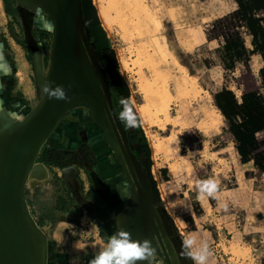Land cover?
I'll return each mask as SVG.
<instances>
[{
  "label": "rangeland",
  "instance_id": "rangeland-1",
  "mask_svg": "<svg viewBox=\"0 0 264 264\" xmlns=\"http://www.w3.org/2000/svg\"><path fill=\"white\" fill-rule=\"evenodd\" d=\"M0 1V114L9 117V113H15L16 116L21 117L20 120H22L34 108L39 98L42 96V90L38 85L39 74L36 63V53H38L40 61L39 71L45 80L52 42L53 21L49 12L35 0H30L32 1V6H27L19 0H7V3L14 10L13 14L6 13L3 0ZM91 2L94 5L93 0H91ZM154 2L158 6L157 8L160 14V40L162 44L165 45L166 49L167 47L170 49L172 47L174 48L177 42L179 43V41H177L179 38L174 36L175 33L171 30L170 21L165 19L164 9L162 8L163 5H161L160 0H154ZM99 22L103 28L106 43L114 52L118 72L128 87L129 99L137 103L141 102L142 98L140 94L136 92L132 83L136 68H134L133 71L123 69L118 61L117 52L122 50L126 52V58L133 59L134 57L124 50L125 47L117 36L112 32H107L100 20ZM238 23L239 22L234 16H229L215 20L208 25L199 24L194 26L192 31L196 33L197 31H201V33L207 32L209 36H216L221 39H223L221 35L226 37L227 34H234V32L238 31L243 40L245 39V43L250 45L247 48L251 49L252 46L249 43V37L251 40V36L245 28L239 27ZM175 27V29H181V26ZM188 35L191 39L189 48L191 49L194 38L190 33ZM247 35L249 37H246ZM84 37L85 45L96 53L92 43L93 38L86 28H84ZM17 41H22L24 46L20 45ZM208 51L206 45H200L195 55L184 57V61L189 62L190 59L192 62L193 57H199L205 59L204 62L207 65L218 62L224 67V64L229 63L230 59L228 55H226V57L224 56V59L223 52ZM258 66L259 62L257 58L253 57L251 62L250 56L248 62H235L231 69L224 67L225 71H219V78L224 86L235 94L238 100H240L242 92L247 90H258L264 94V86L259 76V69L262 66V61L260 66ZM170 85L171 84H169V86ZM170 89L174 92L173 86H170ZM205 92L207 93L205 98L208 97L210 105L211 95L208 91L205 90ZM193 102H198L199 105L203 103L197 99L195 101L193 100L191 103ZM210 108L214 109L211 105ZM170 113H172L171 109ZM217 114L221 119V114L218 112ZM12 118L15 119L14 117ZM178 120L180 122L176 123L177 125H168L164 130L165 132L159 130L157 127H150L140 120L138 127L134 129L127 128V136L131 148H135L134 146L138 143H147L150 148L151 173L154 172L156 175L157 170L166 164L171 157L173 163L169 166L172 171L177 169V166L182 163L184 164V170L188 172L190 166L187 159L190 160L192 171H190L186 179L187 183H182L181 186L171 188L172 190H170L169 193L172 200L171 203L167 198H164L166 204L160 199L162 205H156V207L159 210L163 208L173 224V227L170 226L171 234L169 238L172 240L173 244L178 245V251L176 256L175 250L171 247V244L168 243L170 247L169 250L171 249V253L169 252L171 254V260L176 261V256L178 264H193V262L185 256L181 247L183 235L186 234L190 228H195V226L193 225L192 227L190 223L188 225L189 214L187 212H189L188 210H193V213H195L198 218V222L202 224V222H208L209 219L206 215V213L209 214L207 198L212 205H216L213 198H211L212 196L204 195L203 198H201L200 191L196 186L197 182L212 179L217 183L216 190L218 191H220L222 187L232 184L235 179V169L233 168L236 165V155L234 154L235 144H233L234 141L232 142L231 135L223 131L219 135H211L202 138L195 129H189L183 132V136L186 141L190 142L189 145H194V147L188 150L185 147H180V152L185 155V157H182L181 161L173 160L174 154L169 157L170 144L178 140L179 132L189 124V122L182 117H179ZM179 124L185 125L182 126ZM221 125L222 119L220 120V126ZM89 126L93 131L95 128L99 144L107 148L108 155L106 156V161H114L121 166L119 162L114 160L113 151L105 142L103 131L90 120L89 112L84 108H75L69 110L63 116L56 127V133H54L55 139L51 142L50 138L42 144L38 149L36 159L30 163V166L33 162L36 164L40 163L46 172L45 179H35L32 176H27L26 173V176H24L26 181L24 183L23 192L28 212L36 225L46 234L48 240L47 254L49 258L46 264H69L70 260L74 257L77 258L78 264H90L92 258L89 259L87 256L89 254L90 256H94V247L88 250L86 247L79 249L74 247V245L94 242V224L91 219L96 209V211L99 212L96 218L97 222L103 223L106 219L114 220V206L109 205L108 201L104 200V194H101L99 198V196L94 193L90 179L88 178L86 168L94 165V158L90 156L84 146V143L87 142L85 130ZM168 127L174 128L170 131L172 134L168 133L164 135L169 132V130H167ZM200 131L205 134L212 132V130ZM224 131H227L226 128ZM66 132L72 135V139L76 140L73 147L65 148L62 145L64 139L63 135ZM176 133L178 134L176 135ZM153 135H157L159 138H165V142H163L157 151L152 147ZM167 136H169L168 139H166ZM256 138L260 142L259 147L261 149L264 148V130L257 133ZM193 142L195 143L193 144ZM176 155L178 156V153ZM180 177H183V175ZM123 178L125 179L124 176ZM203 201H205L206 206ZM124 202L125 200L120 201L122 204ZM174 204H177L178 210H175L176 206L174 207ZM99 206H102L104 210L103 214L100 212ZM82 215L83 217L80 219ZM184 220L186 222H184ZM64 221L75 225L76 230L72 235H69L66 229L63 230V232H66L63 234L65 243L67 241L66 244L59 243L57 240V237L61 235V225ZM183 225L185 226L184 228H182ZM112 228L115 230V227L112 226ZM110 236L111 235H106L104 241L106 242ZM224 239V236H220L215 242L208 244V253H213L218 259L214 264H264V242L250 241L249 243L252 244L250 250L246 244L229 243ZM154 240L155 243L158 244L155 236ZM72 241H74L73 244H71ZM65 245L67 247H64ZM91 246L94 245L92 244ZM166 247L168 248L167 245ZM153 248L155 250V245H153ZM151 264L167 263L161 253L157 254L154 251Z\"/></svg>",
  "mask_w": 264,
  "mask_h": 264
},
{
  "label": "water",
  "instance_id": "water-1",
  "mask_svg": "<svg viewBox=\"0 0 264 264\" xmlns=\"http://www.w3.org/2000/svg\"><path fill=\"white\" fill-rule=\"evenodd\" d=\"M35 1L49 12L53 21L45 80L40 74L36 53L38 85L41 88L45 81L52 82L53 87L59 84L68 99H50L42 91V99L40 97L32 113L24 117L25 121H12L0 114V264H46L48 240L28 212L24 176L36 159L39 147L49 140L63 116L75 108L86 109L90 120L103 131L104 140L129 183L126 201L111 204L115 232L123 228L133 239H153L155 252L161 253L167 264H178V245L169 238V222L154 204L148 176L129 147L124 127L112 105L106 74L96 53L85 45L81 0ZM75 97L80 100L73 102ZM94 107L100 110L97 114ZM89 179L96 195L101 197L102 185L94 173H89ZM150 233H154L158 244ZM40 239L37 249L35 243ZM168 243L175 250L176 261L170 258Z\"/></svg>",
  "mask_w": 264,
  "mask_h": 264
},
{
  "label": "crops",
  "instance_id": "crops-1",
  "mask_svg": "<svg viewBox=\"0 0 264 264\" xmlns=\"http://www.w3.org/2000/svg\"><path fill=\"white\" fill-rule=\"evenodd\" d=\"M160 3L163 5L162 8L164 9V17H166L165 19L170 21L171 30L174 32L176 30L175 26H181L180 28L184 30L181 31V29H177V32L179 33L176 31L175 32L177 35H179L176 36V33L174 32V36L179 38L180 36L185 35H180L181 33H190L193 35L194 42L191 49L186 50L183 48V46H181L180 42L178 43L176 41L177 44L174 46V48L172 47L173 49H170L167 47V50L165 45L162 44L159 34L156 38L158 47L162 51L169 52L178 63L185 67L188 74L195 78L204 90L208 91V93L211 95V107L221 114L214 104L213 93L221 90L223 87L227 88L219 78V71H225V68L218 62L207 65L204 62L205 59L199 57H193L192 62L190 59L189 62H185L184 57H188L190 55L194 56L200 45H206L207 49L209 50L208 52H219V49L223 43L220 37H211L207 34V32H193V27L199 24L208 25L217 19L227 16L237 8V3L235 0H160ZM246 37L249 36L247 35ZM249 43L251 44L250 37ZM176 55L180 60L176 57ZM253 57L257 58L260 66L262 61L260 55L258 53H255L254 55L252 54L251 62ZM175 103L170 107L172 112L171 114L175 115L178 113L179 116L187 120L189 124L179 132L178 140L170 144L169 157L174 154L173 160L181 161L182 157H185V155L180 152V147H185L187 150L191 147H194V145L190 146V142L186 141L183 136V132H186L189 129H195L202 138L209 137L211 135H219L222 131L224 133L230 134L228 131H224L225 128L227 130V125L222 114V125L220 126L219 130L217 132L212 131L208 134H205L197 127V124L201 118L200 114L197 113L196 116L193 114L195 110L199 111V103L193 102L189 104L185 99H178L175 101ZM171 129V127H168L167 130H169V132L165 133L164 135L170 133ZM54 133H56V129L50 135L51 142L53 139H55ZM85 135L87 140V142L84 143L85 150H87L90 156L94 158V165L86 168L88 178L90 172L94 173L96 179H98L102 185V194H104V200L108 201L109 205H113V203L119 202L121 200L126 201L129 196V183L123 178L124 175L121 166H119V164L114 161H106V156L108 155L107 148L99 144V139L97 137L95 128L93 131L89 126L85 130ZM71 136L72 135L68 134L67 132L63 135L64 139L62 145L65 148L73 147L75 144L76 140L72 139ZM194 143L195 142H193V144ZM141 144L143 143H138L134 147H137ZM234 150V154L236 155V165L233 167L235 169V179L233 183L222 187L220 191L216 190V193L212 195L211 198H213L216 205H212L207 198L209 214L206 213V215L209 217L208 222H202V224H200L195 213H193L194 211L187 209L189 211L187 212L189 214L187 223L188 225L190 223L192 227L193 225L195 226L193 229L190 228L187 233L194 234L198 241H204L207 243V245L211 242H215V240L220 236H224V240L227 242L246 244L251 250L252 244L249 243L250 241L264 242V171H258L253 165L252 161L242 162L235 149V146ZM177 153L178 156L176 155ZM187 161L190 166L188 172L184 170V164L182 163L181 165L177 166V169L172 171L169 166L171 163H173L172 157L166 164L157 170V175L154 172L151 173L150 169L151 177L155 182L157 192H159L158 195L160 194V199L163 200L165 204L166 201L164 198L170 200V203L172 202L171 196L169 194L170 190H172L171 188L181 186L182 183H187L186 179L190 171H192V164L190 163V160L187 159ZM181 175H183V177H180ZM112 189L115 190L114 193L111 191ZM203 202L206 206L205 201ZM176 205L177 204H174V207ZM99 207L100 212L103 214L104 210L102 206ZM175 210H178L177 206L175 207ZM205 210L208 211L207 209ZM95 211L94 215L97 218L99 212ZM82 217L83 215L80 217V219ZM91 220L94 224V242H89L86 244L84 243V245L88 250H91V248L94 247L93 255H95L96 252L104 246L105 236L112 235L114 233L115 230L112 228V226H115L114 220L106 219L103 221V229H100V227H98V225L95 223L94 219L92 218ZM184 222L186 221L184 220ZM184 227L185 226L183 225L182 228ZM63 233L65 234L66 232ZM73 242L74 241H72L71 244H73ZM66 243L64 242V244ZM92 244L94 246H91ZM64 247L67 246L65 245ZM87 257L90 259L94 256H90L89 254ZM48 258L49 257L47 254V259ZM207 259V264H214L218 261L213 253H208Z\"/></svg>",
  "mask_w": 264,
  "mask_h": 264
},
{
  "label": "bare ground",
  "instance_id": "bare-ground-1",
  "mask_svg": "<svg viewBox=\"0 0 264 264\" xmlns=\"http://www.w3.org/2000/svg\"><path fill=\"white\" fill-rule=\"evenodd\" d=\"M19 1L27 6H32L30 0ZM93 3L97 16L107 32L115 34L125 47L124 50L134 57L133 59L126 58V52L122 50L117 52L118 61L123 69L133 71L136 68L132 83L136 92L140 94L142 101L139 103L133 101V104L135 111L141 117V121L150 127H157L159 130L164 131L168 125L175 126L176 123L180 122L178 113L175 115L170 113V106L175 101L185 99L191 104L193 100L197 99L203 102L198 105L199 111L195 110L193 113L195 116L198 113L201 117L200 121L198 120L197 127L202 131H217L221 119L215 109L210 108L208 97L205 98L207 94L205 90L201 88L195 78L188 74L184 66L178 63L169 52L162 51L157 45L156 38L160 34L161 27L158 6L154 0H93ZM181 31L184 30L181 29ZM177 33L176 36L179 35ZM182 34L185 35L180 36L177 41L180 40L181 46L188 50L191 39L188 33H181L180 35ZM245 44L246 46L249 45ZM90 60H93L91 56ZM169 84L173 86L174 92L171 91ZM79 100V97H75L73 102ZM94 111L97 114L100 110L98 107H94ZM25 118L23 120H13L23 122L26 120ZM179 125L183 126L185 124ZM168 138L169 136L166 137V139ZM164 139L159 138L157 135L152 136V147L155 151L159 150L165 142ZM26 175L43 180L46 172L40 163L33 162ZM154 236V233H150L151 238ZM150 241H153V239ZM40 244L41 239L39 243H35L37 249ZM167 246L170 248L169 244ZM144 264H148V262Z\"/></svg>",
  "mask_w": 264,
  "mask_h": 264
},
{
  "label": "trees",
  "instance_id": "trees-1",
  "mask_svg": "<svg viewBox=\"0 0 264 264\" xmlns=\"http://www.w3.org/2000/svg\"><path fill=\"white\" fill-rule=\"evenodd\" d=\"M235 2L237 3V8L225 17L234 16L239 22L238 26L246 29L251 36L252 48L246 47L238 31L234 32V34L229 33L226 37L221 35L223 43L219 52H223V57L228 55L230 59L228 64H224V67L231 69L235 62H248L251 54L258 53L262 60L259 76L264 86V0H235ZM3 3L6 13L13 14L14 10L7 3V0H3ZM81 7L85 28L93 38L92 43L95 52L99 56L100 65L108 79L112 94V105L117 113L119 111V98L125 97L129 99L128 87L118 72L114 52L106 43L103 28L100 25L94 5L91 0H81ZM17 42L24 46L22 41ZM213 100L226 122L227 131L234 141L240 160L242 162L252 161L258 171H264V148L261 149L259 147L260 142L256 138L257 133L264 130V94L258 90H247L242 92L240 100H238L230 89L223 87L213 93ZM122 126L128 140L127 128L123 123ZM130 149L148 176L152 186L154 204L157 206L162 205L155 182L150 174L151 160L148 145L141 144L135 148L130 147ZM161 211L168 219L170 226L173 227L165 210L161 208ZM92 218L98 227L103 229V223L97 222L95 215Z\"/></svg>",
  "mask_w": 264,
  "mask_h": 264
},
{
  "label": "clouds",
  "instance_id": "clouds-1",
  "mask_svg": "<svg viewBox=\"0 0 264 264\" xmlns=\"http://www.w3.org/2000/svg\"><path fill=\"white\" fill-rule=\"evenodd\" d=\"M52 82L45 81L41 86L42 91L47 96L56 99L67 100L64 88L57 84L50 86ZM119 111L116 113L117 118L126 128H136L140 124L141 117L135 111L133 101L128 98L120 97L118 100ZM10 117L21 119L15 113H9ZM197 188L200 191L201 198L204 195L212 196L217 188V183L212 179L201 180L197 182ZM67 230L69 235L75 232V225L64 221L61 225V235L57 237L59 243L65 242L63 230ZM71 230V231H70ZM74 247L83 249L84 244H76ZM181 247L186 257L193 264H206L208 256V245L204 241H198L194 234L186 233L181 239ZM154 248L152 242L148 239H133L131 234L123 229H118L105 242L94 257L90 260V264H151L154 256ZM69 264H78L77 258H72Z\"/></svg>",
  "mask_w": 264,
  "mask_h": 264
},
{
  "label": "flooded vegetation",
  "instance_id": "flooded-vegetation-1",
  "mask_svg": "<svg viewBox=\"0 0 264 264\" xmlns=\"http://www.w3.org/2000/svg\"><path fill=\"white\" fill-rule=\"evenodd\" d=\"M96 56H97V58H98V61H99V56H98V54L96 53ZM100 63V62H99ZM109 90H110V85H109ZM110 97H111V101H112V94H111V91H110ZM112 104H113V102H112ZM129 144V143H128Z\"/></svg>",
  "mask_w": 264,
  "mask_h": 264
}]
</instances>
